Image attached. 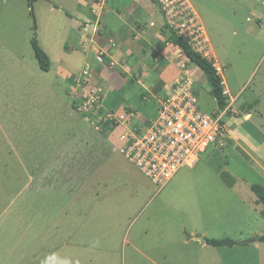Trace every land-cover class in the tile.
I'll list each match as a JSON object with an SVG mask.
<instances>
[{
	"label": "rangeland",
	"instance_id": "rangeland-1",
	"mask_svg": "<svg viewBox=\"0 0 264 264\" xmlns=\"http://www.w3.org/2000/svg\"><path fill=\"white\" fill-rule=\"evenodd\" d=\"M186 1L209 41L207 58L235 99L232 110L246 116L232 132L257 141L264 135V0ZM66 13L46 0H0V264H193L192 245L164 243L160 233L238 242L261 235L253 229L264 235L262 206L250 203V186H264V146L222 145L225 132L218 150L159 188L109 143L110 122L93 125L73 111L72 80L57 68L78 72L83 62ZM35 33L50 59L47 72L31 47ZM192 77L200 109L221 113L202 72ZM140 91L125 102L137 110ZM237 196L251 207L238 208ZM218 250L225 264H257L253 251ZM258 251L264 261L263 242Z\"/></svg>",
	"mask_w": 264,
	"mask_h": 264
},
{
	"label": "crops",
	"instance_id": "crops-1",
	"mask_svg": "<svg viewBox=\"0 0 264 264\" xmlns=\"http://www.w3.org/2000/svg\"><path fill=\"white\" fill-rule=\"evenodd\" d=\"M63 1L69 2V0ZM71 1L74 4L72 9H68L62 4L56 5L57 8H55L50 1L46 0L54 9L67 12L66 15L74 21V30L79 35L77 39L71 38L74 41L78 40L79 43L78 48L83 62L81 69L78 72H70L58 66L57 72L67 83L68 78L72 80V86L68 83V89H72L75 85L74 77L80 76L83 68L89 65L93 84L98 85L102 90L105 109L118 114H127L130 127H146L157 115L158 100L163 99L174 82L182 77L184 70L182 65L190 69L189 64H191L182 50L172 41L170 31L165 28L160 5L153 0H107L104 5L102 0ZM67 44L65 42L66 49L69 51L70 46ZM100 52L103 54L101 61L97 59ZM197 71L202 72L196 66L195 69L189 70L191 76ZM195 83L194 80V89ZM135 87L141 90L138 96L141 103L138 105V107L141 106L139 110L125 103L126 98L128 101H133ZM223 87L227 89L224 82ZM227 98L229 102L227 108L231 111L235 99ZM231 100L234 102L232 103ZM227 108L222 111L226 132L225 140H220L222 145L226 140L227 142L228 140L233 142L244 140L246 147L251 146L253 150L260 151L264 146V135L259 133L260 137L256 139L258 142L250 143L251 136L242 135L237 129L232 132L231 128L242 120L246 121V116L241 117L240 113L237 114L232 110L233 115L228 117ZM72 109L74 111L73 101ZM250 117L252 118V115ZM133 120H137V123ZM122 131L123 127L119 126L110 130L108 135V141L115 149L118 144V134ZM214 147L216 150L219 149L216 145ZM198 163L192 168H195ZM237 201L242 204L238 207L240 209L251 207L250 203L259 205L257 199L247 203V200L237 196ZM162 231L166 232L165 229ZM160 234V239L164 243L192 245L195 249L193 255L197 258L193 264H225L220 258L223 252L218 250L222 247H212L204 242L205 238L217 239V237L209 235L207 237L206 233L181 232L173 236L162 232ZM251 234L262 236L257 229L251 230ZM151 242L156 244L155 240ZM259 243V239L257 242L243 240L239 245L229 248L234 252L239 249L247 253L253 251L255 262L263 264L264 261L258 251Z\"/></svg>",
	"mask_w": 264,
	"mask_h": 264
},
{
	"label": "built area",
	"instance_id": "built-area-1",
	"mask_svg": "<svg viewBox=\"0 0 264 264\" xmlns=\"http://www.w3.org/2000/svg\"><path fill=\"white\" fill-rule=\"evenodd\" d=\"M105 1L102 0L104 5ZM168 29L192 50L208 57L210 48L199 18L186 0H158ZM103 54L97 56L101 61ZM215 66V65H214ZM183 75L158 100L157 115L146 127H130L127 114L105 109L102 90L93 84L91 68L86 65L80 76L74 77L71 97L75 110L90 123L110 122L118 134L116 149L123 158L153 185L162 188L183 168L194 167L202 154L216 145L225 134L222 111L211 114L200 109L189 68L182 65ZM221 74L220 67H215ZM223 95L229 97L228 90Z\"/></svg>",
	"mask_w": 264,
	"mask_h": 264
},
{
	"label": "trees",
	"instance_id": "trees-1",
	"mask_svg": "<svg viewBox=\"0 0 264 264\" xmlns=\"http://www.w3.org/2000/svg\"><path fill=\"white\" fill-rule=\"evenodd\" d=\"M29 1H31L32 4V2L36 0H29ZM153 1L155 3H158V0L157 1L153 0ZM52 5L53 7L57 8L55 4ZM165 28L169 30L166 24H165ZM33 29L36 30V25H34ZM170 36L172 41L182 50V52L185 54V56L188 58L191 64L195 65L203 72V74L205 75L207 81L211 86V95L215 98L219 110L220 111L225 110L228 106V98L223 95V90H224L223 81L221 76L218 74L214 66V63L206 56H203L202 54L192 50L181 38L176 36L175 33H173L172 31H170ZM31 47L34 52L35 58L39 63L40 69L45 72L49 71L50 59L48 55L45 53V51L40 47L36 37V33L31 39ZM114 127L115 126L110 128L109 131L112 130ZM105 129H106L105 131L108 130L107 127ZM250 190L255 195L257 202L263 206L262 218L264 219V186L253 184L250 186ZM204 242L212 247H233L240 244V242L228 238L220 239V240L205 238ZM259 242L264 243V235L259 237Z\"/></svg>",
	"mask_w": 264,
	"mask_h": 264
},
{
	"label": "water",
	"instance_id": "water-1",
	"mask_svg": "<svg viewBox=\"0 0 264 264\" xmlns=\"http://www.w3.org/2000/svg\"><path fill=\"white\" fill-rule=\"evenodd\" d=\"M259 238H255L254 240H252V242H257Z\"/></svg>",
	"mask_w": 264,
	"mask_h": 264
}]
</instances>
